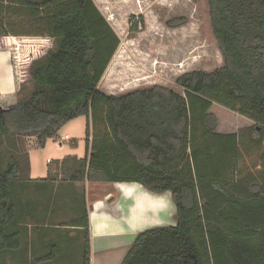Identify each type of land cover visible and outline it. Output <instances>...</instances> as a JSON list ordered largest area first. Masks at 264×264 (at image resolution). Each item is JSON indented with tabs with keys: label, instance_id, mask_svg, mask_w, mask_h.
Masks as SVG:
<instances>
[{
	"label": "trees",
	"instance_id": "trees-1",
	"mask_svg": "<svg viewBox=\"0 0 264 264\" xmlns=\"http://www.w3.org/2000/svg\"><path fill=\"white\" fill-rule=\"evenodd\" d=\"M208 4L223 67L181 75L175 84L183 95L156 86L115 97L99 87L121 41L94 0H0V41L54 42L30 66L31 90L0 100V254L25 245L19 206L34 181L18 139L44 148L86 117L88 155L68 181L62 177L64 188L136 183L171 193L177 209L176 226L138 233L121 264H264V0ZM134 21L132 34L139 31ZM214 105L252 126L218 133ZM52 182L37 184L50 189ZM82 213L73 226L83 234L82 264H92L86 201ZM49 252L38 263L61 256L57 244Z\"/></svg>",
	"mask_w": 264,
	"mask_h": 264
},
{
	"label": "rangeland",
	"instance_id": "rangeland-1",
	"mask_svg": "<svg viewBox=\"0 0 264 264\" xmlns=\"http://www.w3.org/2000/svg\"><path fill=\"white\" fill-rule=\"evenodd\" d=\"M106 1L107 5H101L98 4V0H94L98 9L118 35L121 44L115 55V57L118 56V59L113 78L111 80L106 73L100 84L101 92L119 96L120 94L159 86L183 95V90L175 84L181 75L193 71L211 73L223 67L224 60L211 27L208 0ZM131 18L135 19L134 22H138L139 27V31L134 34L130 33ZM13 29L16 32H22V29L18 28L17 25ZM12 38H16L17 41L11 40V37L5 41H0V49L9 48L10 42L17 43L24 40L26 51L21 52V57L25 56L22 59L24 63L21 62L22 64L17 66L18 53L13 51L12 54L15 58L16 67H19L17 69L19 72L17 75L18 87L31 90L32 84L28 76L30 66L34 61L43 60L47 51L54 49V42L47 38L31 36ZM2 99L0 97V100ZM11 99L14 100L13 97L7 100L12 102ZM211 112L218 121L217 132L220 134H233L253 124L250 120L219 105H214ZM86 129V117L68 123L59 133V142L47 141L46 144L50 146L49 150L37 147L34 138L18 139L23 152L29 153L30 179L34 181L32 188H36L37 182L47 179L49 175L53 178L54 165L49 164L48 159L58 158L57 156L60 154L55 144H86ZM66 134L69 136L67 140H65ZM59 183L61 184L62 181ZM85 189L76 190L69 187L65 191L67 201L71 202L73 206L70 215L60 219L68 220L69 216L75 217L83 211ZM52 193V188L46 189V199H49ZM48 221L51 220L48 219L39 224L37 234L47 235L52 231L48 226L50 224H46ZM59 232H62L64 238L65 236L68 238L67 232L63 233L61 230ZM80 235L83 234L75 232L71 236L74 241V252L71 251L72 253L62 249V243L56 240L58 238L56 237L54 243H57L62 249L61 261L45 264H82V257L79 253L82 252L81 241L79 242ZM61 238L60 236L58 239L61 240ZM52 242L50 241L51 245Z\"/></svg>",
	"mask_w": 264,
	"mask_h": 264
},
{
	"label": "crops",
	"instance_id": "crops-1",
	"mask_svg": "<svg viewBox=\"0 0 264 264\" xmlns=\"http://www.w3.org/2000/svg\"><path fill=\"white\" fill-rule=\"evenodd\" d=\"M99 3L101 5L108 4L106 0H98ZM14 39L17 41L16 38L11 37V40ZM10 44L9 48L6 47V49L0 51V97L3 99L15 98V93L20 88L17 80L19 73L17 69L19 67H16L14 63L15 58L12 52L18 53L17 66H19L24 63L22 59L25 58V56L21 57V52L26 51L24 40L17 43L10 42ZM117 59L118 56L115 57L111 67L106 72L107 77H110L111 80L115 72ZM106 95L114 96L113 94ZM123 95L126 94L115 95V97ZM67 139H69V136L66 134L65 140ZM58 140L52 141L57 143ZM55 145L60 154L57 156L58 158L48 159V163L54 165L53 178L49 175L47 179H43L48 181H51V178L53 179L52 184H47L53 189V193L50 194L49 199H46V189L40 188L44 184H37L36 188H31L23 193V205L19 206V209L25 219L18 227L23 232L25 245L18 252H2L0 254V264H41L38 263V260H43V257L50 253V247L57 244L54 243V240L56 237L60 238V236L63 239L59 240L57 238L56 240L61 241L62 249L68 253L74 252V241L71 236L75 232L82 233L73 224L82 217L83 213L81 211L75 217L69 216L68 220L60 219L63 216L70 215L73 205L66 199L65 191L67 189L64 186L68 183L62 181L60 184L59 182L63 179L62 177L65 180L69 179L76 168V163L87 157V144ZM49 147V144H46L43 149L49 150ZM70 184H72L70 187L76 190L86 188L85 201L89 208L92 264H121L138 233L157 227L176 226L177 209L171 193L154 194L136 183L109 185L105 183L90 184L87 182L81 184L70 182ZM63 205L64 207H62ZM48 219L51 221L46 224H50L48 226L52 231L47 235L37 234L39 224L46 222ZM60 230L63 233L67 232L68 238L66 236L64 238L62 232H59ZM50 241H53L52 245ZM79 242L82 245V235L79 237ZM59 248L61 256L57 261H61L62 258V249L60 246ZM122 248H124V251L119 255L118 253ZM79 253L81 255L79 256L82 257V252Z\"/></svg>",
	"mask_w": 264,
	"mask_h": 264
},
{
	"label": "bare ground",
	"instance_id": "bare-ground-1",
	"mask_svg": "<svg viewBox=\"0 0 264 264\" xmlns=\"http://www.w3.org/2000/svg\"><path fill=\"white\" fill-rule=\"evenodd\" d=\"M124 247H126V245H124ZM123 249L124 248L120 249L119 253H118V251H117V253L120 255V253H122L124 251ZM117 253H116V255H117Z\"/></svg>",
	"mask_w": 264,
	"mask_h": 264
}]
</instances>
